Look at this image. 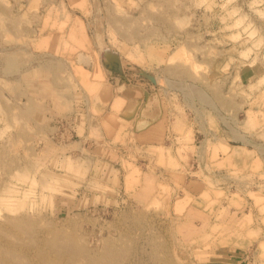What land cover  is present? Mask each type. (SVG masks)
<instances>
[{"label": "rangeland", "instance_id": "rangeland-1", "mask_svg": "<svg viewBox=\"0 0 264 264\" xmlns=\"http://www.w3.org/2000/svg\"><path fill=\"white\" fill-rule=\"evenodd\" d=\"M72 28L103 82L165 100L161 142L106 139L130 169L113 185L58 105L79 82L56 47ZM193 202L238 210L264 264V0H0V264H209L177 227Z\"/></svg>", "mask_w": 264, "mask_h": 264}, {"label": "crops", "instance_id": "crops-1", "mask_svg": "<svg viewBox=\"0 0 264 264\" xmlns=\"http://www.w3.org/2000/svg\"><path fill=\"white\" fill-rule=\"evenodd\" d=\"M75 30L67 31V36L56 47L65 49L66 58L74 60L79 82L71 91L62 94L64 99L61 98L58 105L63 111L61 116L68 120L71 130L77 132L75 135L79 140L90 141V152L95 153L92 158L95 156L99 160L98 182L113 185L118 178H122V172L126 176L130 169H124V159L106 145V139L121 132L119 136L130 135L137 139L138 144L154 146L161 142L168 128L165 100L161 92L151 90L145 84L115 86L103 82L100 76L106 77L107 74L101 61L97 65L87 56L94 45L83 37L82 32L80 35ZM90 65L93 70L87 68ZM156 173L153 169L141 170L140 182L131 188L134 198L148 200L156 194L159 187ZM126 186L123 184V188ZM195 199L199 201V196ZM237 213L238 210L230 205L219 208L193 202L180 213L177 227L185 240L199 243L197 246L208 252L209 264H249L247 252L241 249L250 243L246 244V241L253 239L254 232L243 229Z\"/></svg>", "mask_w": 264, "mask_h": 264}]
</instances>
